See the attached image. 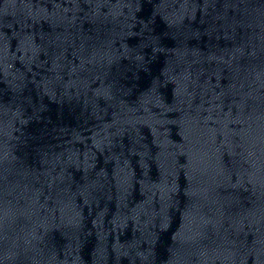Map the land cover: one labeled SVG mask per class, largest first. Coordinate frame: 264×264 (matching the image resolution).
Listing matches in <instances>:
<instances>
[{
  "label": "water",
  "instance_id": "obj_1",
  "mask_svg": "<svg viewBox=\"0 0 264 264\" xmlns=\"http://www.w3.org/2000/svg\"><path fill=\"white\" fill-rule=\"evenodd\" d=\"M0 264H264V0H0Z\"/></svg>",
  "mask_w": 264,
  "mask_h": 264
}]
</instances>
